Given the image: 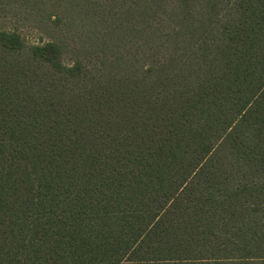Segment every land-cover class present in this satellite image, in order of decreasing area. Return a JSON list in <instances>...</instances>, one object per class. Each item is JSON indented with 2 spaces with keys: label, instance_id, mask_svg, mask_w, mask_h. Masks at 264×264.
<instances>
[{
  "label": "trees",
  "instance_id": "trees-1",
  "mask_svg": "<svg viewBox=\"0 0 264 264\" xmlns=\"http://www.w3.org/2000/svg\"><path fill=\"white\" fill-rule=\"evenodd\" d=\"M111 1L89 53L0 28V264H264V0Z\"/></svg>",
  "mask_w": 264,
  "mask_h": 264
},
{
  "label": "rangeland",
  "instance_id": "rangeland-1",
  "mask_svg": "<svg viewBox=\"0 0 264 264\" xmlns=\"http://www.w3.org/2000/svg\"><path fill=\"white\" fill-rule=\"evenodd\" d=\"M121 4L126 7L125 2ZM112 6L111 0L103 4L102 0H30L25 10L5 18L0 15V28H14L29 42L61 39L69 48L73 44L85 45L81 52L89 53L91 41L96 38H130L127 32L116 34L115 28L127 23L123 14L120 18L123 24L115 23ZM70 55L66 54V60Z\"/></svg>",
  "mask_w": 264,
  "mask_h": 264
}]
</instances>
